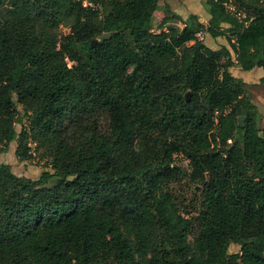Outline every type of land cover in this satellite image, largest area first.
Returning a JSON list of instances; mask_svg holds the SVG:
<instances>
[{
	"label": "trees",
	"instance_id": "obj_1",
	"mask_svg": "<svg viewBox=\"0 0 264 264\" xmlns=\"http://www.w3.org/2000/svg\"><path fill=\"white\" fill-rule=\"evenodd\" d=\"M82 1L0 0V153L16 140L31 159L32 138L50 165L0 163V264H264V129L229 70L264 72V0H202L207 24L165 7L156 31L159 0ZM183 178L195 215L172 191Z\"/></svg>",
	"mask_w": 264,
	"mask_h": 264
},
{
	"label": "rangeland",
	"instance_id": "obj_2",
	"mask_svg": "<svg viewBox=\"0 0 264 264\" xmlns=\"http://www.w3.org/2000/svg\"><path fill=\"white\" fill-rule=\"evenodd\" d=\"M226 7L233 12L230 8L231 4L229 1L226 2ZM205 8V7H204ZM206 9V8H205ZM207 11V10H206ZM238 18L242 17V15H236ZM160 27V24L156 20L153 21L152 29L156 31ZM223 32L224 35L229 34L227 31L228 23H223ZM58 31L60 34H66L69 31L68 24L63 21L58 25ZM224 35H218L216 37H212L207 32H201L199 34V38L208 45L209 47H215L219 49L221 47V42L224 41L226 45H228L226 39L224 40ZM224 37V38H223ZM234 38V36H232ZM231 51V50H230ZM231 55L233 52L231 51ZM260 71L263 72L261 67H257ZM234 76L242 78L246 83V92L248 93L251 101L256 105L257 111L259 114V126L264 129V84L259 83V78L257 74H255L254 70L246 72L245 70L236 67L231 72ZM20 112L22 113V105L18 104ZM244 117L242 118V122ZM99 125L101 128H104L107 125V116L101 115L99 117ZM74 126V118L72 114L68 113L65 121L64 127L67 130L73 129ZM15 128L17 131L22 129H28V120L27 117L22 115L21 121L15 123ZM27 142H29V149L31 151L32 157L31 159H19L15 155V149L17 146V141L13 140L9 143L8 149L4 152L0 153V163H8L11 166L13 172L17 175H23L27 177H37L42 170L50 169V165L47 164V158L44 155L43 149L37 146V143L32 139L28 138ZM174 164L179 167V169L184 173L190 172V165L188 159H186L183 155L178 154L175 155ZM193 188L195 191H193ZM200 186L198 184L193 185L192 182L188 180V178H183L179 182L172 184V191L175 195L178 196L179 200L182 201V211L185 215H195L197 213L198 202L196 197L200 192ZM239 246L236 244H231L229 247L230 252L238 251Z\"/></svg>",
	"mask_w": 264,
	"mask_h": 264
},
{
	"label": "crops",
	"instance_id": "obj_3",
	"mask_svg": "<svg viewBox=\"0 0 264 264\" xmlns=\"http://www.w3.org/2000/svg\"><path fill=\"white\" fill-rule=\"evenodd\" d=\"M158 5H159V8L153 12V21L156 20L158 22V24L160 23L163 15H164L163 9L165 7H166L169 14L175 13L182 18H185L189 13L196 14L198 16L199 20L204 24L208 23V19L210 17L209 13L206 11V9L204 8V6L202 4V0H159ZM171 24L177 25L179 27L182 26L181 21L176 20V19L175 20L171 19L163 25V28L166 29V27L168 25H171ZM225 39L226 38H224V40ZM221 44L229 47V45H226V43L224 41H222ZM211 48L216 49L213 46ZM234 68H236V67H231L229 69L230 72H232V70ZM251 70H254V72H255V74H257L258 78H260L264 74V72L260 71L257 67H254L250 70H245V71L249 72Z\"/></svg>",
	"mask_w": 264,
	"mask_h": 264
},
{
	"label": "water",
	"instance_id": "obj_4",
	"mask_svg": "<svg viewBox=\"0 0 264 264\" xmlns=\"http://www.w3.org/2000/svg\"><path fill=\"white\" fill-rule=\"evenodd\" d=\"M96 42H97V39H93L92 42H91V45H94ZM188 98H189V93L187 92V93L185 94V99H186V101L188 100ZM242 118H243L242 116L239 118L240 126L243 125V123H242Z\"/></svg>",
	"mask_w": 264,
	"mask_h": 264
},
{
	"label": "built area",
	"instance_id": "obj_5",
	"mask_svg": "<svg viewBox=\"0 0 264 264\" xmlns=\"http://www.w3.org/2000/svg\"><path fill=\"white\" fill-rule=\"evenodd\" d=\"M82 4H83V5L88 4L87 0H83V1H82ZM89 4H91V3L89 2ZM230 8L234 11V7H233L232 5L230 6ZM199 34H200V33H199Z\"/></svg>",
	"mask_w": 264,
	"mask_h": 264
}]
</instances>
